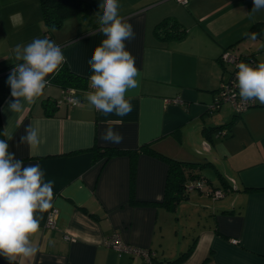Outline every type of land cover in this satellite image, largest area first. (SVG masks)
Wrapping results in <instances>:
<instances>
[{"label": "crops", "instance_id": "0c3cea01", "mask_svg": "<svg viewBox=\"0 0 264 264\" xmlns=\"http://www.w3.org/2000/svg\"><path fill=\"white\" fill-rule=\"evenodd\" d=\"M85 1L89 10L45 33L40 0H0V68L20 62L13 51L17 44L46 37L61 47L70 70L89 80L86 90L74 89L77 104L61 102L51 116L44 114L42 100H60L64 89L50 82L21 113L8 108L11 91L0 106L4 139L13 136L7 141L9 151L24 165L39 164L45 182L54 181L52 206L36 213L42 219L31 241L38 252L31 259L17 257L14 264H139L138 257L119 256L104 243L114 232L127 243L150 249L158 260H173L193 243L179 264H264V105L253 101L237 114L229 102L210 108L221 82L230 76L229 65L218 59L222 51L264 62V9L252 10L253 0H118L119 15L135 32L125 45L139 73V86L126 93L132 111L119 117L105 115L86 99L93 91L88 61L106 37L98 23L101 0ZM165 17L182 24L183 38L155 34ZM257 23L261 31L253 40L251 28ZM29 124H38L40 143L35 147L19 142ZM108 127L122 134L121 144L101 140ZM142 145L204 164L200 173L210 170L215 182L200 176L227 194L214 199L197 189L185 190L169 208L162 203L163 159L139 152L132 181L127 154L106 159L99 153ZM188 201L194 202L195 223L187 221ZM52 208L57 214L50 228L45 222ZM167 233L177 238L178 250L169 252L165 246ZM0 264L9 262L0 256Z\"/></svg>", "mask_w": 264, "mask_h": 264}, {"label": "clouds", "instance_id": "9594fccd", "mask_svg": "<svg viewBox=\"0 0 264 264\" xmlns=\"http://www.w3.org/2000/svg\"><path fill=\"white\" fill-rule=\"evenodd\" d=\"M253 9H264V0H253ZM118 0H101L102 14L98 23L106 37L102 40L88 61L93 74L86 99L96 110L105 115L123 117L132 111V104L126 93L139 86L136 77L138 69L135 58L126 50L125 41L135 38L133 26L119 15ZM251 38L256 39V33ZM15 59L21 61L12 68L7 84L11 89L8 108L21 113L25 105L34 104L49 81V74L56 72L66 58L60 46L48 38H34L27 45L17 44L13 49ZM236 87L243 102L258 101L264 105V62L255 67L240 62L236 65ZM73 104L78 101L72 100ZM101 140L113 144L123 142L122 134L108 127ZM13 136L0 139V256L9 264L17 257L31 259L38 249L32 245L31 237L39 231L40 219L36 213H43L52 206L54 181L45 182V172L39 164L24 165L9 151ZM20 143L35 147L40 143L38 124H29ZM57 264H61L60 261Z\"/></svg>", "mask_w": 264, "mask_h": 264}, {"label": "trees", "instance_id": "16d2710c", "mask_svg": "<svg viewBox=\"0 0 264 264\" xmlns=\"http://www.w3.org/2000/svg\"><path fill=\"white\" fill-rule=\"evenodd\" d=\"M40 6L42 18L46 26L45 33H48V31L51 29L59 27L65 18L70 16L82 15L91 8V5L85 0H40ZM251 30L252 32L256 33V35H259L261 31V24L257 23L251 28ZM154 32L157 36L162 38L181 39L185 36L186 29L173 17H165L156 24ZM241 60L245 63L253 61L255 64L254 67L258 64L256 58L253 55H241ZM15 64L17 63H11L0 68V106L3 100L8 95V93L11 91L10 86L7 84V79L12 68L15 67ZM231 71L232 69H230V73ZM47 80L50 83L58 85L63 89L72 88L76 90H86L89 87L88 78L71 71L70 68L66 65V63H63L62 66L56 72L50 74ZM58 105V100L56 99L45 98L42 100L44 114L47 116L53 115L56 112ZM235 113L237 114L238 112ZM229 123H231V121ZM215 129L217 130L218 134H224V131L220 130L219 127H215ZM0 139H4L2 132L1 114ZM141 151L153 152L159 158L163 159L167 164V175L165 183L166 193H164V200L162 201V203H164L169 208H173L176 202L180 198L185 196V182H187L189 179H195L200 177L204 178L200 176L198 172L204 164L176 160L155 152L154 150L150 149L147 145H142L138 149L132 150L105 148L99 153L103 154V156L105 155L106 159L118 154H127L130 157V177L133 181L136 170L135 157ZM216 172L218 178H220V180L224 183V177L217 170ZM193 245V243L190 244L186 251L177 255L176 258H174L173 260L159 261H161L163 264H179L190 254Z\"/></svg>", "mask_w": 264, "mask_h": 264}, {"label": "built area", "instance_id": "2783aa9c", "mask_svg": "<svg viewBox=\"0 0 264 264\" xmlns=\"http://www.w3.org/2000/svg\"><path fill=\"white\" fill-rule=\"evenodd\" d=\"M177 1L180 3L187 2V0H177ZM219 60L222 63L232 64V68H231L232 71L230 73L229 78L221 82L219 88L217 89L214 103L210 105V108L218 107L223 102H229L232 108L234 109V111L239 113L253 104V101L243 102L239 96V89L236 87V83H237L236 72L238 71L236 65L242 62L241 55L239 53H235L230 49H225L219 55ZM249 64L252 66L255 65L253 61L249 62ZM73 93H74V89L72 88L64 89L62 98L58 100V104H60L61 102H65L67 104H73L72 103L73 99L78 101L73 96ZM173 101H177V99H173ZM184 188L187 191L197 189L199 191L206 193L207 195L211 196L214 199L224 196L226 192L222 188L209 187L206 179L201 177L195 179H189L187 182H185ZM56 214L57 211L54 208H52L49 211L45 222V225L47 227L53 228L55 226ZM64 238L69 240H74V238L70 237L69 235H65ZM232 241L236 242L235 239H232ZM104 243L107 246L113 248L118 253L119 256L123 254H127L132 257H138L140 259L139 264H163L161 261L156 259L155 253L153 251H151L148 248L135 246L123 241L117 232H114L111 235H109L104 240Z\"/></svg>", "mask_w": 264, "mask_h": 264}, {"label": "rangeland", "instance_id": "374dc122", "mask_svg": "<svg viewBox=\"0 0 264 264\" xmlns=\"http://www.w3.org/2000/svg\"><path fill=\"white\" fill-rule=\"evenodd\" d=\"M228 65H229V67L231 69L232 68V64H228ZM198 172H199V174H202V175L206 176L207 178H210L213 181V183L215 182L214 176L211 174L210 170L205 169L203 173L202 172L200 173V171H198ZM225 194H227V193H225ZM225 194H224V196H225ZM191 195H194V192H192ZM224 196H222V197H224ZM222 197H220V198H222ZM217 199H219V198H217ZM188 202L189 203L186 204V211L188 212L187 221L189 223H193V222L195 223L198 219H197V215H195V208L192 206V204H194V202L193 201H191V202L188 201ZM196 214H197V212H196ZM178 243L179 242H177V238L174 239L171 234H168V233L166 234L165 246L167 247L169 252H174V251L178 250L180 248V247H178L179 246ZM182 244H184V243H182ZM185 246L186 245H184V247Z\"/></svg>", "mask_w": 264, "mask_h": 264}]
</instances>
